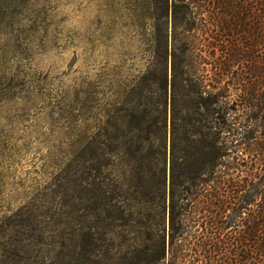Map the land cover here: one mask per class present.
I'll return each instance as SVG.
<instances>
[{
    "label": "trees",
    "instance_id": "1",
    "mask_svg": "<svg viewBox=\"0 0 264 264\" xmlns=\"http://www.w3.org/2000/svg\"><path fill=\"white\" fill-rule=\"evenodd\" d=\"M141 9L154 22L147 50L161 73L145 76L113 134L106 127V139L89 141L96 222L86 258L78 255L76 219L65 226L61 212L76 208L74 192L68 201L63 192L77 183L74 158L14 212L13 259L264 264V0H143ZM209 65L215 73H206ZM119 229L124 255L114 252Z\"/></svg>",
    "mask_w": 264,
    "mask_h": 264
},
{
    "label": "rangeland",
    "instance_id": "2",
    "mask_svg": "<svg viewBox=\"0 0 264 264\" xmlns=\"http://www.w3.org/2000/svg\"><path fill=\"white\" fill-rule=\"evenodd\" d=\"M142 2L0 0V264H25L10 250L13 214L74 158L77 183L63 192L65 201L74 192L76 208L64 204L61 212L65 226L76 219L78 255L86 258L88 225L96 222L88 200L94 188L86 181L94 155L89 141L106 139V127L113 134L120 108L145 76L161 73L147 50L154 22L142 17ZM212 67L206 73H215ZM112 161L121 173L119 160ZM96 232L102 238V229ZM114 238V252L124 255L125 232Z\"/></svg>",
    "mask_w": 264,
    "mask_h": 264
}]
</instances>
